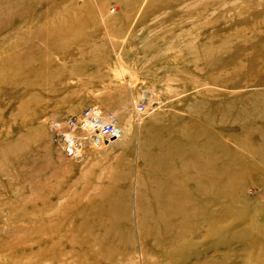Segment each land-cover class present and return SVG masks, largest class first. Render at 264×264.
I'll return each mask as SVG.
<instances>
[{
    "label": "rangeland",
    "instance_id": "1",
    "mask_svg": "<svg viewBox=\"0 0 264 264\" xmlns=\"http://www.w3.org/2000/svg\"><path fill=\"white\" fill-rule=\"evenodd\" d=\"M0 264H264V0H0Z\"/></svg>",
    "mask_w": 264,
    "mask_h": 264
},
{
    "label": "built area",
    "instance_id": "2",
    "mask_svg": "<svg viewBox=\"0 0 264 264\" xmlns=\"http://www.w3.org/2000/svg\"><path fill=\"white\" fill-rule=\"evenodd\" d=\"M136 112L138 115L144 114L146 108L137 107ZM108 120L99 108H92L83 115L74 117L67 122L65 129L60 124L56 125L53 128L54 141L62 146L67 156L75 157L81 154L86 143L96 147L101 145L102 138L105 141L117 139L121 131L115 119L110 118ZM78 151L80 152L77 153Z\"/></svg>",
    "mask_w": 264,
    "mask_h": 264
},
{
    "label": "bare ground",
    "instance_id": "3",
    "mask_svg": "<svg viewBox=\"0 0 264 264\" xmlns=\"http://www.w3.org/2000/svg\"><path fill=\"white\" fill-rule=\"evenodd\" d=\"M108 119H110V118H108ZM88 130H90V129L88 128ZM119 130L121 131V133L118 135L117 139H115L113 141L112 140L105 141V139L102 138L101 139V143H100L101 145L100 146H96L94 148L96 150L102 152V151H108V150L120 145L123 142V140L125 139V133L123 132V130L121 128H119ZM79 152L80 151H78L77 153H79Z\"/></svg>",
    "mask_w": 264,
    "mask_h": 264
}]
</instances>
